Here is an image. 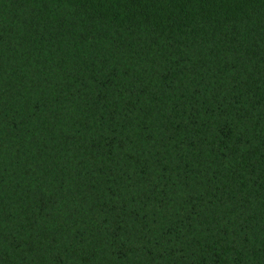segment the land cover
I'll return each instance as SVG.
<instances>
[{
	"label": "trees",
	"instance_id": "1",
	"mask_svg": "<svg viewBox=\"0 0 264 264\" xmlns=\"http://www.w3.org/2000/svg\"><path fill=\"white\" fill-rule=\"evenodd\" d=\"M0 264H264V0H0Z\"/></svg>",
	"mask_w": 264,
	"mask_h": 264
}]
</instances>
